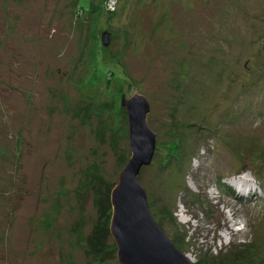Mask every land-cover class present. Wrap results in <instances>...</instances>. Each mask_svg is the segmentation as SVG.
<instances>
[{"label": "rangeland", "instance_id": "1", "mask_svg": "<svg viewBox=\"0 0 264 264\" xmlns=\"http://www.w3.org/2000/svg\"><path fill=\"white\" fill-rule=\"evenodd\" d=\"M122 94L150 104L138 182L168 239L194 264H261L264 0H0V264H120Z\"/></svg>", "mask_w": 264, "mask_h": 264}, {"label": "water", "instance_id": "2", "mask_svg": "<svg viewBox=\"0 0 264 264\" xmlns=\"http://www.w3.org/2000/svg\"><path fill=\"white\" fill-rule=\"evenodd\" d=\"M109 35L102 37L104 46ZM128 118V147L131 156L111 191L110 234L117 247L120 264H194L161 230L153 218L144 188L138 182L140 169L150 165L155 149V133L147 125L148 100L139 94L121 96Z\"/></svg>", "mask_w": 264, "mask_h": 264}, {"label": "trees", "instance_id": "3", "mask_svg": "<svg viewBox=\"0 0 264 264\" xmlns=\"http://www.w3.org/2000/svg\"><path fill=\"white\" fill-rule=\"evenodd\" d=\"M205 9V8H204ZM80 14H82V10H77L76 9V16H78V19L80 18ZM188 25V24H187ZM188 30H191V31H193L194 32V26H192L191 27V25L189 26L188 25ZM209 40H215V41H220V39H221V35L220 34H218V38L217 37H212V35L208 38ZM100 41V43L99 44H101L103 47H105L104 45H103V43H102V36H101V38L99 39ZM191 41V40H190ZM188 42V44H187V48H188V51L190 52V49H192V48H194L192 45H190L191 44V42ZM190 48V49H189ZM193 52V51H192ZM191 52V53H192ZM124 70H125V67H124ZM125 73H126V71H125ZM167 90H168V86H166L162 91L165 93H167ZM91 94H93V93H91ZM122 95H124V94H122ZM121 95V96H122ZM119 98V97H118ZM117 107L119 108V111L120 112H122V106H121V98H119V101H118V104H117ZM122 114H123V112H122ZM257 248H260V247H257ZM262 250V249H261ZM253 253V252H252ZM258 254V253H257ZM254 255V254H253ZM259 255V254H258ZM260 259H262V261L263 262H260L261 264H264V259L263 258H260Z\"/></svg>", "mask_w": 264, "mask_h": 264}, {"label": "bare ground", "instance_id": "4", "mask_svg": "<svg viewBox=\"0 0 264 264\" xmlns=\"http://www.w3.org/2000/svg\"><path fill=\"white\" fill-rule=\"evenodd\" d=\"M237 185L240 189L239 193H242L245 195L249 192V189H248L249 186L248 185H250V183H247L246 180H244L243 182H238ZM242 186H244V187H242Z\"/></svg>", "mask_w": 264, "mask_h": 264}, {"label": "clouds", "instance_id": "5", "mask_svg": "<svg viewBox=\"0 0 264 264\" xmlns=\"http://www.w3.org/2000/svg\"><path fill=\"white\" fill-rule=\"evenodd\" d=\"M244 180H245V179H242V181H244ZM255 190H256V189H255ZM252 191H254L253 188L250 189L249 192H248L247 194H245V197H247ZM239 195H240V196H244V194H242V193H238V195H236L235 197H239ZM215 199H217V198H215ZM236 226H237V227H236ZM236 226H235V228H236V232H237V234L243 232V231H242V228H243V227L239 228V225H236Z\"/></svg>", "mask_w": 264, "mask_h": 264}]
</instances>
